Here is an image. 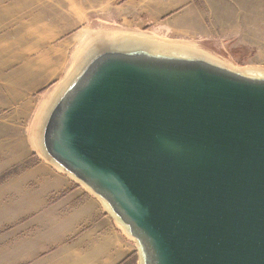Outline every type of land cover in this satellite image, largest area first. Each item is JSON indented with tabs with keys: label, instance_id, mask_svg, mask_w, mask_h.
Returning <instances> with one entry per match:
<instances>
[{
	"label": "water",
	"instance_id": "obj_1",
	"mask_svg": "<svg viewBox=\"0 0 264 264\" xmlns=\"http://www.w3.org/2000/svg\"><path fill=\"white\" fill-rule=\"evenodd\" d=\"M43 143L125 223L138 264H264V75L102 48Z\"/></svg>",
	"mask_w": 264,
	"mask_h": 264
},
{
	"label": "rangeland",
	"instance_id": "obj_2",
	"mask_svg": "<svg viewBox=\"0 0 264 264\" xmlns=\"http://www.w3.org/2000/svg\"><path fill=\"white\" fill-rule=\"evenodd\" d=\"M132 34L264 73V0H0V239L40 238L42 258L70 246L62 176L86 186L43 153V117L95 40Z\"/></svg>",
	"mask_w": 264,
	"mask_h": 264
},
{
	"label": "crops",
	"instance_id": "obj_3",
	"mask_svg": "<svg viewBox=\"0 0 264 264\" xmlns=\"http://www.w3.org/2000/svg\"><path fill=\"white\" fill-rule=\"evenodd\" d=\"M64 177L63 204L70 209L66 222L73 238L70 246L42 258L40 238L0 239V264H123L137 252L136 243L121 230L120 223L103 202L86 187ZM61 204L56 206L57 228L61 226ZM19 232V231H18ZM61 238V236H59ZM56 244L57 242H53ZM52 243V244H53Z\"/></svg>",
	"mask_w": 264,
	"mask_h": 264
},
{
	"label": "bare ground",
	"instance_id": "obj_4",
	"mask_svg": "<svg viewBox=\"0 0 264 264\" xmlns=\"http://www.w3.org/2000/svg\"><path fill=\"white\" fill-rule=\"evenodd\" d=\"M133 47H145V48H148L150 50H155V51H162V52L180 54V55L191 56V57H199V58H203V59H205V60H207V61H209L211 63H214V64H216L218 66H221V67H224V68L236 71V72H240L242 74H246V75H251V74L252 75H264V73H261V74L253 73L252 70L249 71V70H238V69H234V68H228V67L224 66L223 64H221L214 57H211L207 52H205L203 50L195 49V48H192L190 46H186V45H182V44H173V43H169V42H163V41H159L157 39L149 38V36H146V35H138V34L122 35V36H117L115 38H102L100 40H95V42L90 46L89 50L87 51V54H86L85 57L87 59L95 51H97L99 49H102V48H115V49H118V50H126V49L133 48ZM85 61H83V62H85ZM83 62L80 65L75 66L76 68H74V70H72L73 74L71 75V77L68 79V81L66 83L64 82V84L57 90L55 95L52 97L51 101L49 102L50 106L47 107L46 112H45L44 117H43L44 123L46 122V119H47V117L49 115V112L53 108L55 103L57 102L58 98L64 92L65 88L72 81V79L75 77V75L80 71L82 65L84 64ZM42 151H43V153L46 156L48 155V153L46 152L44 146L42 147ZM49 161H51L53 164H55L61 170H64L61 166L56 164L54 162V160H52L51 158L49 159ZM87 188L90 190L89 187H87ZM90 192H92V191L90 190ZM100 200L103 202L105 207L109 211H111L108 208V206L106 205V203L104 202V200H102V199H100ZM116 220L121 225L123 224L124 226H126L123 221H121V220L119 221L118 219H116ZM125 231L131 237H133L128 232V230H125ZM132 239L134 240V237Z\"/></svg>",
	"mask_w": 264,
	"mask_h": 264
},
{
	"label": "trees",
	"instance_id": "obj_5",
	"mask_svg": "<svg viewBox=\"0 0 264 264\" xmlns=\"http://www.w3.org/2000/svg\"><path fill=\"white\" fill-rule=\"evenodd\" d=\"M137 261H138V254L134 253L131 255L128 264H137ZM124 264H127V263H124Z\"/></svg>",
	"mask_w": 264,
	"mask_h": 264
}]
</instances>
